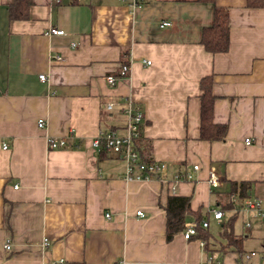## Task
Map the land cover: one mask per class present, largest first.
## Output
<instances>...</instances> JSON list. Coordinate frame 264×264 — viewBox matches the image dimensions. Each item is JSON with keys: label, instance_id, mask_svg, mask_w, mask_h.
<instances>
[{"label": "crops", "instance_id": "obj_1", "mask_svg": "<svg viewBox=\"0 0 264 264\" xmlns=\"http://www.w3.org/2000/svg\"><path fill=\"white\" fill-rule=\"evenodd\" d=\"M127 1L32 0L30 18L12 21L13 0H0V264H237L220 235L234 194L254 223L235 232L264 264V221L243 209L264 200V0ZM215 5L229 11L224 53L201 42ZM127 63L129 77L108 84ZM207 77L224 141L200 139ZM128 103L144 113L138 142L165 179L128 180L126 161L94 148L101 133L127 135ZM51 138L72 147L50 149ZM173 196L191 199L187 226L209 222L199 237L167 240Z\"/></svg>", "mask_w": 264, "mask_h": 264}, {"label": "trees", "instance_id": "obj_2", "mask_svg": "<svg viewBox=\"0 0 264 264\" xmlns=\"http://www.w3.org/2000/svg\"><path fill=\"white\" fill-rule=\"evenodd\" d=\"M198 2H206L215 4L216 0H197ZM250 6L254 5L253 0H250ZM32 6V0H13V4L9 6L10 19L12 21H25L30 18V8ZM202 44L206 50L210 53H224L228 51L230 46V26H229V11L227 8L219 7L215 5L214 9V21L210 27H205L202 33ZM213 78H204L201 82L202 97H201V126H200V139L206 141H224L227 135V126L216 124L213 121L214 114V102L215 97L212 93ZM135 140V149L141 156V160L146 163L154 161L150 158L149 153L143 148V145ZM143 141V140H142ZM101 153H107L105 147L99 150ZM233 191H236L237 184L233 183ZM234 193V192H233ZM191 199L189 197L173 196L169 198L166 210L167 217V234L168 241L180 233L185 231L187 226V219L191 215L196 213L192 211L190 206ZM223 210L236 211L232 219L224 223L221 230V237L226 241L221 248L222 251L231 249L238 253V263L244 261L246 252L242 247V236L235 232V221L241 212V207L231 200L222 205ZM198 222V221H197ZM196 225L198 233L201 231L202 225L194 223ZM199 237L200 235H196ZM195 236V237H196ZM206 247L207 242H204ZM70 264H84V263H70Z\"/></svg>", "mask_w": 264, "mask_h": 264}, {"label": "built area", "instance_id": "obj_3", "mask_svg": "<svg viewBox=\"0 0 264 264\" xmlns=\"http://www.w3.org/2000/svg\"><path fill=\"white\" fill-rule=\"evenodd\" d=\"M60 0H57L59 2ZM123 3H127V0H118ZM141 0H132L129 3L131 6H138ZM164 26H169V23H164ZM51 35L63 36L65 35L64 30L52 28L49 32ZM60 60V58H58ZM147 64H150L148 61ZM131 71V65L129 63L121 65L117 75H108L106 80L110 85H116L119 80L129 77ZM42 81L46 80L45 75H40ZM108 109H112V105L108 106ZM124 112L127 116V135L118 136L114 132H104L101 133L98 138L94 141V148L99 151L101 148L105 147L107 152L111 153L113 156L118 157L126 161V179H138V180H150L155 177L165 179L166 168L164 165H160L158 162L152 161L151 163H146L141 160V156L138 151L135 149V140L138 139L141 135L142 124L144 120V113L136 108L132 103H128ZM39 127L43 128L45 126L44 120L40 119L38 121ZM68 138H51L49 141L50 149H69L72 147L71 142ZM247 144H251L250 140L246 141ZM7 149V146L4 147ZM199 167L196 166L195 169ZM187 178V177H185ZM190 178V177H188ZM181 178L178 177L177 180ZM209 184L212 188H218L221 184V181L214 173L210 174ZM235 194L232 195V202L236 201ZM243 209L253 212L255 216L259 219L264 220V200H246L244 202ZM136 215L144 216L143 211H138ZM223 211H214V218L221 221L223 219ZM107 218H110V214H106ZM204 229L209 227V222L204 221L202 224ZM246 228H250V223H245ZM198 235V230L196 225H189L184 231V238L190 240L193 237ZM202 245H205L204 241H201ZM12 242L8 239L4 245L5 249L10 251L12 249ZM256 252H251L246 254L243 262L238 264H251L249 261L256 256ZM212 259V264H221L220 262H214Z\"/></svg>", "mask_w": 264, "mask_h": 264}, {"label": "rangeland", "instance_id": "obj_4", "mask_svg": "<svg viewBox=\"0 0 264 264\" xmlns=\"http://www.w3.org/2000/svg\"><path fill=\"white\" fill-rule=\"evenodd\" d=\"M227 213V212H226ZM249 215V214H248ZM247 215V213H245V212H241L240 214H239V216L237 217V219H236V221H235V227H236V225H237V227L238 226H241V224L242 223H248V222H250V223H252V224H254L253 223V220H251V219H248V218H250L249 216ZM257 221L259 222V221H261V222H263L264 220H259V219H257ZM251 224V225H252Z\"/></svg>", "mask_w": 264, "mask_h": 264}]
</instances>
